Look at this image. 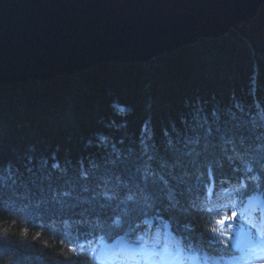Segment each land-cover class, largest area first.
I'll list each match as a JSON object with an SVG mask.
<instances>
[{
	"label": "trees",
	"instance_id": "trees-1",
	"mask_svg": "<svg viewBox=\"0 0 264 264\" xmlns=\"http://www.w3.org/2000/svg\"><path fill=\"white\" fill-rule=\"evenodd\" d=\"M197 104L202 115L211 118L215 111L220 120L239 125L246 136L264 132V127L253 126L254 118L261 125L264 116V6L252 20L235 25L224 36L201 39L148 62H106L45 81L0 83V178L9 185L15 181L19 192L35 191L49 182L68 188L77 183L81 168L89 170L90 162L102 169L103 158L117 151L132 158L141 150L142 139L154 141L163 153L165 133L173 137L182 133V119L190 120ZM218 159L211 171L193 170L190 181L195 189L211 192L222 173L225 180L243 176L245 192L254 187L264 194V169L252 162L253 172L245 171L250 157L227 152ZM5 199L11 210L0 208V227L15 236L12 246L36 245L28 249L42 257L36 264H96L87 254L77 257L69 252L67 243L62 246L61 237L52 234L63 230V219L73 221V232L80 238L95 233L158 242L163 237L159 225L166 219L191 223L195 228L191 235L205 239L199 235L206 230L200 211L189 208L183 215L164 210V202L169 205L166 200L130 202L127 212L117 202L103 210L88 204L66 208L51 229H41L29 224L19 210L22 202L8 195L7 189ZM194 202L199 204L198 199ZM180 203L187 206L188 197ZM84 209L88 211L81 216ZM116 217L119 225L114 223ZM51 218V213L45 214L44 221Z\"/></svg>",
	"mask_w": 264,
	"mask_h": 264
},
{
	"label": "water",
	"instance_id": "water-1",
	"mask_svg": "<svg viewBox=\"0 0 264 264\" xmlns=\"http://www.w3.org/2000/svg\"><path fill=\"white\" fill-rule=\"evenodd\" d=\"M264 0H0V83L148 62L249 22Z\"/></svg>",
	"mask_w": 264,
	"mask_h": 264
},
{
	"label": "snow or ice",
	"instance_id": "snow-or-ice-1",
	"mask_svg": "<svg viewBox=\"0 0 264 264\" xmlns=\"http://www.w3.org/2000/svg\"><path fill=\"white\" fill-rule=\"evenodd\" d=\"M202 107L197 104L191 113V119H182L185 130L177 132L173 137L165 133L164 152L161 153L155 142L149 144L141 140V150L138 154L129 158V155H122L115 152L103 158V167L90 162L88 171L83 170L77 177V183L65 188L64 185L49 182L47 185L41 184L35 191L28 189L26 192L16 191L15 181L12 185L7 184L0 178V208L10 211L9 201L5 199V189L8 195L15 196L22 203L20 211L25 214L32 227L41 229H51L56 223L57 215H62L67 209H76L81 205L88 204L98 206L103 210L110 207L113 202H117V207L124 206L127 212L129 203H139L141 200L148 204L151 201L166 200L173 210L180 214L187 215L188 209L204 211L203 207H198L194 202L201 193L195 189L190 181L193 170L203 167L205 171H211L214 164H219V154L231 152L243 159L250 157V161L245 163V171L253 172L252 162H255L261 169H264V132L253 134L250 137L240 131V126H232L227 121H222L216 112L210 118L207 114H201ZM254 127H264V116H261V125ZM175 131V126H173ZM105 138L101 137V140ZM230 146V147H229ZM134 152L135 150H131ZM229 160L232 156L227 157ZM58 165H54L57 167ZM99 170V171H98ZM2 176V173H0ZM217 183L224 187L226 181L222 173ZM82 181V183H81ZM78 189V190H77ZM204 192L211 196L212 193L204 189ZM195 193V195H193ZM246 193L232 192L229 195H243ZM188 197V204L184 206L180 203L182 198ZM32 197H35L33 202ZM50 197V198H49ZM27 201V203H24ZM88 210L84 209L81 216ZM95 211V207L93 208ZM211 213V209H207ZM34 212V215L28 213ZM52 214V218L44 221L45 214ZM239 213L232 211L221 215L215 220V225L201 232L199 235L208 240L210 244H220L225 249L229 247L232 240V228L239 219ZM97 222L100 216L97 214ZM120 218L116 217L114 223L119 225ZM63 230L53 231V235L60 236V243L63 246L67 243L68 251L77 257H83V251L88 244L89 233H84V238H80V233L73 232V221L63 219L60 221ZM75 223H79L76 221ZM212 223V221H208ZM185 229L194 231L191 223L184 225ZM227 228L228 231H221ZM255 229L256 225H252ZM28 229H23L25 238ZM258 244L264 246V231L257 233ZM40 233H37V239ZM223 237V239H222ZM189 247L192 246L190 237ZM15 236L8 230L0 227V264H36L42 261V257L33 256L29 253V248L36 245H29L24 248L12 246ZM47 250L48 245L45 243ZM79 249V251H78ZM264 251V247H261ZM65 259H68L65 257ZM163 264V262H161ZM252 264H264V256H260Z\"/></svg>",
	"mask_w": 264,
	"mask_h": 264
},
{
	"label": "rangeland",
	"instance_id": "rangeland-1",
	"mask_svg": "<svg viewBox=\"0 0 264 264\" xmlns=\"http://www.w3.org/2000/svg\"><path fill=\"white\" fill-rule=\"evenodd\" d=\"M248 205H247V207H251V208H255V207H257L259 204H258V202H259V198H258V196L256 197V196H250L249 198H248ZM245 217V219H247V216H244ZM244 219V220H245ZM107 247L108 248V244L107 243H105V242H103V241H101L100 243H99V249H100V252H102V250L104 249V247Z\"/></svg>",
	"mask_w": 264,
	"mask_h": 264
}]
</instances>
